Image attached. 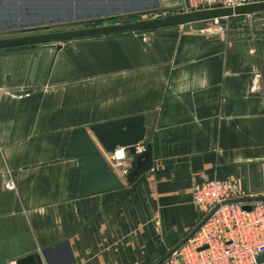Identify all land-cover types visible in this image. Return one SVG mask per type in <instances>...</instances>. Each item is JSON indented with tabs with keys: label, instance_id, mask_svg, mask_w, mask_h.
Here are the masks:
<instances>
[{
	"label": "crops",
	"instance_id": "crops-1",
	"mask_svg": "<svg viewBox=\"0 0 264 264\" xmlns=\"http://www.w3.org/2000/svg\"><path fill=\"white\" fill-rule=\"evenodd\" d=\"M238 15L0 49V256L156 264L200 220L197 184L264 194V21ZM141 113L152 167L126 181L91 133L125 185L80 195L73 129Z\"/></svg>",
	"mask_w": 264,
	"mask_h": 264
},
{
	"label": "water",
	"instance_id": "water-1",
	"mask_svg": "<svg viewBox=\"0 0 264 264\" xmlns=\"http://www.w3.org/2000/svg\"><path fill=\"white\" fill-rule=\"evenodd\" d=\"M160 1L162 2L165 10L173 9L176 11L166 13L161 16L139 18L123 22L103 23L60 30L3 36L0 37V49L43 42H56L57 47L60 48L64 42L79 37L136 31L167 25L186 24L216 17H227L264 11V0L239 4L236 6H213L189 11H177V9L182 6L183 0ZM160 1L156 0L155 5H159ZM7 25L10 26L8 23ZM13 26H17V24H14ZM36 27H29L28 29ZM146 121L147 115L141 113L93 123L89 126V129L84 126L73 129L67 155L83 157L81 183L79 187L80 195L100 193L118 189L125 185V181L115 171L111 164H109L108 160L101 151L100 146L97 144L91 133L95 135L98 142L101 144V147L106 152L114 151L117 146L125 145L129 147L132 159L128 172L125 175L126 181L133 182L141 174L152 167V143L150 141L147 142L146 149L141 152H137L135 149V144L143 140L145 137ZM258 199H264V194L241 195L229 198L227 201H253ZM244 207L251 209L253 205L247 202L244 204ZM214 210L215 209L211 210L205 215L204 211H200L199 215L202 218L197 222L192 230H190L186 236L182 238V240L166 252V254H164L156 262V264L163 262L178 247H180L206 221ZM63 243L65 244L68 242H60L57 244V247ZM52 249V247H46L42 252L37 251L18 257L16 259L17 264H53L49 257ZM69 249L70 259L66 264H76V257L73 250L71 247ZM258 260L264 261V253L258 257ZM6 263L7 259L0 256V264Z\"/></svg>",
	"mask_w": 264,
	"mask_h": 264
},
{
	"label": "built area",
	"instance_id": "built-area-1",
	"mask_svg": "<svg viewBox=\"0 0 264 264\" xmlns=\"http://www.w3.org/2000/svg\"><path fill=\"white\" fill-rule=\"evenodd\" d=\"M259 0H183L182 11L213 6H236ZM250 14V13H248ZM221 17H216L218 20ZM183 25V24H182ZM143 38L148 39L144 34ZM143 139L135 144L137 152L146 149ZM106 152V151H105ZM112 165L123 164L120 175H126L132 154L129 147L117 146L106 152ZM15 188L14 180L6 183ZM239 196L228 179L212 178L196 185L194 201L204 215L215 209L206 221L160 264H264L258 257L264 253V199L227 201ZM253 205L251 209L244 204ZM202 217H200L201 219ZM6 264H17L16 259Z\"/></svg>",
	"mask_w": 264,
	"mask_h": 264
},
{
	"label": "rangeland",
	"instance_id": "rangeland-1",
	"mask_svg": "<svg viewBox=\"0 0 264 264\" xmlns=\"http://www.w3.org/2000/svg\"><path fill=\"white\" fill-rule=\"evenodd\" d=\"M17 1L21 3H17L18 5L16 6L14 0H4L3 5H7V7H9V10H7L11 13L5 11L7 13L4 14L3 11V14H0V37L103 23L123 22L139 18L161 16L176 11L173 9L165 10L160 0L159 5H155L156 0H73L74 3H81L80 5L77 4L73 9H69L67 5L63 8H57V0ZM65 1L69 2L70 0ZM177 11L182 10L179 8ZM61 15L65 18L63 17L64 19L57 20ZM248 15L250 18H258L264 21V12L250 13ZM237 17L240 16L233 15L221 17L218 20L215 18L206 19L186 23L183 24V26L187 28L195 27L202 31L208 30L209 32H213L217 30L219 33H226L236 26L234 21ZM85 18L93 19L86 20ZM7 23L10 26H8ZM14 24H17V26H13ZM29 27L36 28L28 29Z\"/></svg>",
	"mask_w": 264,
	"mask_h": 264
},
{
	"label": "trees",
	"instance_id": "trees-1",
	"mask_svg": "<svg viewBox=\"0 0 264 264\" xmlns=\"http://www.w3.org/2000/svg\"><path fill=\"white\" fill-rule=\"evenodd\" d=\"M13 1V0H12ZM60 1V2H59ZM7 2H9V1H7ZM14 2H15V5L17 6L18 4L17 3H19L20 1H17V0H14ZM21 3V2H20ZM74 1L73 0H70L69 2H66L65 0H57V8H63L64 6L66 7V5L67 6H69V9H73L74 7H76L77 6V4H81V3H74ZM4 4V0H0V14L4 11V14L5 13H11L10 11H8L9 10V7H7V5L5 6V5H3ZM10 7H12V6H10ZM5 8H6V10H5ZM16 8V7H15ZM8 9V10H7ZM5 11H7V12H5ZM71 12V11H70ZM261 12H264V11H261ZM258 13V12H257ZM3 14V13H2ZM62 16V15H61ZM59 17V18H57V20H62V19H64L65 17L64 16H62V17ZM64 17V18H63ZM71 17V16H70Z\"/></svg>",
	"mask_w": 264,
	"mask_h": 264
}]
</instances>
